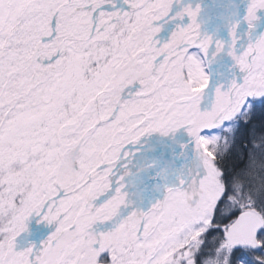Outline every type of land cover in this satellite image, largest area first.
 Wrapping results in <instances>:
<instances>
[{"label": "snow or ice", "instance_id": "1", "mask_svg": "<svg viewBox=\"0 0 264 264\" xmlns=\"http://www.w3.org/2000/svg\"><path fill=\"white\" fill-rule=\"evenodd\" d=\"M0 264H264V0H0Z\"/></svg>", "mask_w": 264, "mask_h": 264}]
</instances>
